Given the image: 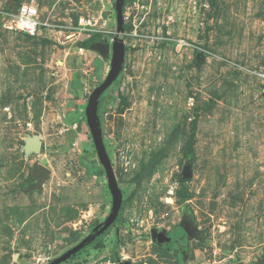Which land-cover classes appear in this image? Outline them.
Listing matches in <instances>:
<instances>
[{
  "label": "rangeland",
  "instance_id": "obj_1",
  "mask_svg": "<svg viewBox=\"0 0 264 264\" xmlns=\"http://www.w3.org/2000/svg\"><path fill=\"white\" fill-rule=\"evenodd\" d=\"M115 2L0 0V264H48L111 213L85 114L111 54L85 43L118 37ZM23 4L45 24L34 37L7 27ZM124 10V71L98 109L120 221L62 264L263 262L264 0H125ZM76 73L87 89L72 100ZM32 136L41 150L26 155ZM38 165L49 170L42 189ZM152 231L177 244L160 247Z\"/></svg>",
  "mask_w": 264,
  "mask_h": 264
},
{
  "label": "water",
  "instance_id": "obj_2",
  "mask_svg": "<svg viewBox=\"0 0 264 264\" xmlns=\"http://www.w3.org/2000/svg\"><path fill=\"white\" fill-rule=\"evenodd\" d=\"M125 5V0H116L115 10L117 17V36L112 44L102 43L98 41L95 43L91 50L98 52L102 56H109L111 54V65L109 73L107 74L104 81L95 88L89 99L86 106V120L88 127L90 129L94 146L98 155V160L100 165L104 170V174L107 179L108 188L112 196V208L111 213L104 221L103 224L94 228V230L87 237L82 239L76 246L72 247L66 253L56 258L55 260L49 262L48 264H62L69 260L72 256L77 255L82 249L87 245L92 244L97 240L101 235H103L113 224H115L118 219L122 203H123V194L119 188L117 178L115 175L114 167L110 155L107 151L101 121L99 118V103L101 97L106 91H108L112 85L119 79L120 75L124 71L125 67V56H126V46L123 39L119 38L123 34V25H124V16H123V7ZM199 61L204 59V54L200 53L197 56ZM41 139L39 136H32L26 139L23 150L26 155H36L40 153L41 150ZM49 174V170L44 165H38L34 170V175L38 179L37 188L42 189L44 185L45 178ZM191 177V168L186 167L183 173V179L187 180ZM151 239L153 242H156L159 245H166L171 242L172 238L167 235L165 231H152ZM243 264V263H236ZM257 264H264L259 262Z\"/></svg>",
  "mask_w": 264,
  "mask_h": 264
},
{
  "label": "built area",
  "instance_id": "obj_3",
  "mask_svg": "<svg viewBox=\"0 0 264 264\" xmlns=\"http://www.w3.org/2000/svg\"><path fill=\"white\" fill-rule=\"evenodd\" d=\"M44 25L40 20L39 8L34 4H23L18 7L7 27L11 31L34 37L41 32ZM80 26L85 30H93L92 21H86L85 18L80 20ZM261 77L264 79V74Z\"/></svg>",
  "mask_w": 264,
  "mask_h": 264
},
{
  "label": "crops",
  "instance_id": "obj_4",
  "mask_svg": "<svg viewBox=\"0 0 264 264\" xmlns=\"http://www.w3.org/2000/svg\"><path fill=\"white\" fill-rule=\"evenodd\" d=\"M99 56H102V55H99ZM97 62H100L101 63V61H97ZM73 80H75L74 81L75 82V85H72L74 83ZM73 86H75V89H73ZM86 87H87L86 81H84V79L81 77L80 74H77L76 73L75 74V78L73 77V78L69 79V81H68V84H67V92L68 93L67 94L69 96V94L71 92H74L75 91V95L76 96H74V98H72V100H74V99H76L79 96V94L81 92L86 91V89H87Z\"/></svg>",
  "mask_w": 264,
  "mask_h": 264
},
{
  "label": "trees",
  "instance_id": "obj_5",
  "mask_svg": "<svg viewBox=\"0 0 264 264\" xmlns=\"http://www.w3.org/2000/svg\"><path fill=\"white\" fill-rule=\"evenodd\" d=\"M124 12H125V10H124V7H123V14H124ZM123 30H124V27H123ZM28 37H31V36H28ZM98 41H100V39L98 38V37H95L93 40H91V41H89L88 43H85V47L87 48V49H91L92 48V46L95 44V43H97ZM123 73V72H122ZM122 75V74H121ZM121 75H120V77H121ZM117 82H119V80H117ZM103 97H104V95L101 97V99H100V101L103 99ZM101 104V103H100ZM100 108V107H99ZM98 113H99V110H98ZM103 168L101 167V170H102ZM103 173V172H102ZM120 221V215H119V217H118V219H117V222H119ZM181 232H184V231H181ZM182 235H184V233H182ZM100 237H102V235L100 236ZM99 239V238H98ZM97 239V240H98ZM97 240H95L94 241V243L97 241ZM91 245V244H90ZM90 245H87L84 249H86L88 246H90ZM84 249H82L80 252H78L77 253V255L78 254H80L81 252H83V250ZM114 253H116V247L114 248ZM76 256V255H75ZM72 257H74V256H72ZM71 257V258H72ZM70 258V259H71ZM117 259H118V257L117 256H114L113 257V260H114V262H116L117 261ZM55 260V259H54Z\"/></svg>",
  "mask_w": 264,
  "mask_h": 264
},
{
  "label": "flooded vegetation",
  "instance_id": "obj_6",
  "mask_svg": "<svg viewBox=\"0 0 264 264\" xmlns=\"http://www.w3.org/2000/svg\"><path fill=\"white\" fill-rule=\"evenodd\" d=\"M172 235H174V234H171V235H168V236L172 238ZM174 236H175V235H174ZM172 241H173V238H172L171 242H172ZM171 242H170V243H171ZM170 243H168V244H166V245H159V244H158V245H159L160 247H165V248H166V247H167V248L171 247V248H172V247H174V246L177 244V240H176V243H175L174 246H173V245L170 246ZM50 262H51V261H50ZM116 263H119V260H118V259H117Z\"/></svg>",
  "mask_w": 264,
  "mask_h": 264
}]
</instances>
